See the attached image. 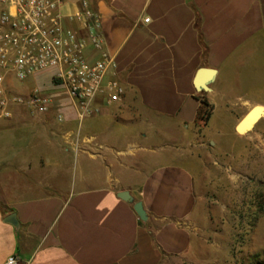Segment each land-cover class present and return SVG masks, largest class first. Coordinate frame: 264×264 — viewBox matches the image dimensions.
<instances>
[{
    "label": "crops",
    "instance_id": "1",
    "mask_svg": "<svg viewBox=\"0 0 264 264\" xmlns=\"http://www.w3.org/2000/svg\"><path fill=\"white\" fill-rule=\"evenodd\" d=\"M78 2L68 0L64 12L74 13ZM94 6L114 61L108 77L124 87L123 99L99 100V112L80 119L50 72L20 85L9 81L13 93L39 89L53 108L17 107L0 116L7 122L0 121V264L12 255L19 264H162L185 255L194 236L196 176L167 132L194 125L201 99L213 113L222 99L230 110L264 105V0H94ZM86 53L99 58L91 46ZM203 67L217 70L210 91L195 86ZM154 136L164 141L168 160L149 161L148 154H158L148 144ZM123 190L133 202L118 196ZM12 212L19 229L3 220Z\"/></svg>",
    "mask_w": 264,
    "mask_h": 264
},
{
    "label": "rangeland",
    "instance_id": "2",
    "mask_svg": "<svg viewBox=\"0 0 264 264\" xmlns=\"http://www.w3.org/2000/svg\"><path fill=\"white\" fill-rule=\"evenodd\" d=\"M250 110H230L225 99L217 100L207 126L176 124L174 132H167L174 134L170 143L180 162L196 176L198 203L192 216L190 250L162 264H264V117L253 130L236 131ZM0 121L7 123L3 118ZM153 138L148 144L157 146L158 154H148L149 161L168 160L169 154L160 147L162 138ZM76 174L79 180L80 168ZM134 177L128 173V178ZM67 181L64 177L62 184L66 186Z\"/></svg>",
    "mask_w": 264,
    "mask_h": 264
},
{
    "label": "built area",
    "instance_id": "3",
    "mask_svg": "<svg viewBox=\"0 0 264 264\" xmlns=\"http://www.w3.org/2000/svg\"><path fill=\"white\" fill-rule=\"evenodd\" d=\"M67 1L0 0V116H10L12 107L49 112L52 97L39 89L13 93L7 86L12 79L25 83L44 72L64 88L80 119L99 112V100L123 99L124 87L108 77L114 61L105 48L94 0H79L71 14L64 12ZM90 46L99 52L95 61L87 57ZM3 264H19L18 257L12 255Z\"/></svg>",
    "mask_w": 264,
    "mask_h": 264
},
{
    "label": "water",
    "instance_id": "4",
    "mask_svg": "<svg viewBox=\"0 0 264 264\" xmlns=\"http://www.w3.org/2000/svg\"><path fill=\"white\" fill-rule=\"evenodd\" d=\"M217 70L214 68H200L195 77V86L198 91H210V84L214 81ZM264 117V105H255L236 125L238 133H247L254 129L256 123ZM118 196L122 199L133 202L134 197L127 190L120 191ZM134 209L141 220L147 221L148 215L142 201L134 203ZM4 222L12 224L16 229H19L20 222L15 212L9 213L4 217Z\"/></svg>",
    "mask_w": 264,
    "mask_h": 264
},
{
    "label": "trees",
    "instance_id": "5",
    "mask_svg": "<svg viewBox=\"0 0 264 264\" xmlns=\"http://www.w3.org/2000/svg\"><path fill=\"white\" fill-rule=\"evenodd\" d=\"M201 102L202 103L195 121V125L200 128L207 126L213 115V106L208 102V100L201 99Z\"/></svg>",
    "mask_w": 264,
    "mask_h": 264
}]
</instances>
